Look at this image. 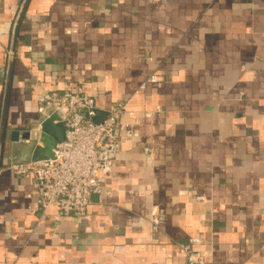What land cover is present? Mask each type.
Returning <instances> with one entry per match:
<instances>
[{
	"label": "crops",
	"instance_id": "obj_1",
	"mask_svg": "<svg viewBox=\"0 0 264 264\" xmlns=\"http://www.w3.org/2000/svg\"><path fill=\"white\" fill-rule=\"evenodd\" d=\"M22 5L0 0V264H264V0ZM70 84L130 130L82 218L8 170Z\"/></svg>",
	"mask_w": 264,
	"mask_h": 264
},
{
	"label": "built area",
	"instance_id": "obj_2",
	"mask_svg": "<svg viewBox=\"0 0 264 264\" xmlns=\"http://www.w3.org/2000/svg\"><path fill=\"white\" fill-rule=\"evenodd\" d=\"M157 80L152 75L139 89ZM41 101L57 114L64 129L63 141L52 150V158L11 163L8 170L16 177L31 179L42 214L52 208L59 216L82 218L92 197L105 193L109 157L120 152L122 136L130 135L120 119L124 105L106 111L107 117L94 124L92 119L99 110L96 101L79 85H67L60 94L44 92ZM38 112L43 114L44 109Z\"/></svg>",
	"mask_w": 264,
	"mask_h": 264
},
{
	"label": "water",
	"instance_id": "obj_3",
	"mask_svg": "<svg viewBox=\"0 0 264 264\" xmlns=\"http://www.w3.org/2000/svg\"><path fill=\"white\" fill-rule=\"evenodd\" d=\"M26 0H23L24 6ZM22 11V9H21ZM21 11L16 19L14 30H13V36L15 34V28L19 19V16L21 14ZM12 50V46H11ZM9 70L10 67H8L6 81H5V90L4 95L2 99V110H1V118H0V141L2 132L5 128L4 126V115H5V108L7 103V92H8V84H9ZM48 106L49 105H45ZM50 108V107H49ZM44 118L39 122L38 124V135L36 139L32 140L29 145H26L25 147L28 149L24 154H26L25 161L33 160L40 157H46V158H52V150L55 148V146L63 141V126L59 122V118L55 112H53L52 109H50L48 112L43 113ZM107 117V112H102L97 110L95 112V117L92 119V123L99 124L101 123L105 118ZM11 140L12 142L18 143V133L12 132L11 133ZM30 142V134L23 137V141Z\"/></svg>",
	"mask_w": 264,
	"mask_h": 264
}]
</instances>
